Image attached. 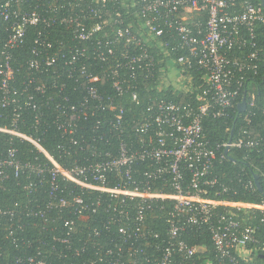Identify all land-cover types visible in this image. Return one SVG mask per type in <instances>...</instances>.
<instances>
[{
  "label": "built area",
  "instance_id": "2783aa9c",
  "mask_svg": "<svg viewBox=\"0 0 264 264\" xmlns=\"http://www.w3.org/2000/svg\"><path fill=\"white\" fill-rule=\"evenodd\" d=\"M28 1L38 5L14 7ZM28 1L0 4V244L14 251L0 246V264H194L205 250L185 240L193 228L209 232L218 264H264V242L247 247L257 242L249 222H264V189L259 203L219 198L228 188L213 171L230 148L259 141L245 130L231 141V129L212 146L203 131L207 114L254 104L259 0H119L113 13L104 7L118 0ZM56 26L71 37L48 36ZM29 27L38 29L21 73L14 53ZM164 35L176 44L152 43ZM154 48L182 54L161 67ZM140 75L155 78L144 105ZM175 90L193 100L152 94ZM254 174L239 180L249 191Z\"/></svg>",
  "mask_w": 264,
  "mask_h": 264
},
{
  "label": "trees",
  "instance_id": "16d2710c",
  "mask_svg": "<svg viewBox=\"0 0 264 264\" xmlns=\"http://www.w3.org/2000/svg\"><path fill=\"white\" fill-rule=\"evenodd\" d=\"M4 1L5 0H0V4H2V2ZM66 1L72 2L75 0ZM255 2H257V0H255ZM119 3V0L117 1V3H107L104 9L113 13L116 10H120L121 5ZM35 4L37 3H35L34 1H28L23 2L21 5L16 4L14 7H18L19 9H24L26 7L34 8ZM98 21L100 22V20ZM128 22L129 19H126L124 23L128 24ZM2 27L3 26L0 24V33ZM37 29V27H29L27 29L24 45L17 49L14 53L15 67L19 68L21 73L23 72V69L25 67V60L30 55V50L33 47ZM53 32L56 39L66 40L71 37V32H69L67 29L64 30L63 26L50 28L49 30H47L48 36L53 37ZM255 35L261 62L258 66L257 73L251 79H249L246 84V90H249L250 93H253L255 96L253 106H247L246 110L239 114L237 112V107L234 104L232 108L227 110V116L218 118H213L210 114H207L203 119V131L205 138L210 142L212 146L228 141L230 139L229 130L231 129V141H233L237 137L238 133H240L241 130H245L250 138L259 141L258 149L250 150L245 148H230L228 150L227 156L222 160L220 164H215V168L213 170L220 177L221 183H223L228 188V192L225 194H221L219 198L226 200L259 203L262 200L264 189L261 177L260 184L263 188L261 192L257 188H254L253 191H249L248 189H245L239 182V180L241 182H245L246 180L252 181L253 173H256L259 176L264 173V155L262 154V151H260V148L264 147V23L256 26ZM101 36L102 33L97 32L92 36L91 40L94 41ZM168 39L169 37L167 35H164L155 41L153 40L152 43L156 45L158 42H164ZM176 40L177 39L175 37L174 39H169L170 45H175ZM83 45H85V48L90 50L88 44L85 43ZM150 53L154 57L156 63H158L159 60L161 61V59L163 58L162 63H158L161 67H164L163 65L166 60L175 59L177 56L182 54V52L177 49L172 53L173 56L167 59L164 58L165 52L157 50V48L150 50ZM233 55H240V53L238 51H234ZM172 61H169V63H171ZM190 73L196 76V72L194 70H191ZM140 77L141 80L138 84V90L141 93V105H144L146 103L147 94L150 93L148 89L155 85V78L153 77L152 79H145L143 78V75H140ZM181 93L182 92L175 90L174 93L172 91H162L160 93L152 94H156V96H154L156 98L164 97L165 99L171 100L173 102L175 101L176 103H186V100H193V96H186L185 94ZM249 100L250 98L247 97V102ZM130 106L131 105H128V107ZM132 110V113H130L129 111V116H133L134 113L139 112L140 106H137ZM245 116H247L248 122L244 119ZM48 134L50 135V133H47V135ZM15 146L19 149L27 148V145H20L18 143H16ZM44 147L50 152H53L51 142H44ZM64 195H66V193ZM257 216L259 217L258 212ZM159 220L160 219L153 220V224L152 220H150L151 225L149 227L154 233H157L159 236L156 241H152L153 243H159L164 239L165 226ZM30 222L33 223L34 218H30ZM249 225L255 227L256 229L255 239L257 242L248 244L247 247L256 248L259 244L264 242V222L261 223L259 222L258 218H256L254 220H251V222H249ZM30 234L31 239L39 238L38 236L40 235V231L39 229L31 230ZM185 240L190 246H200L205 250L202 253H198L193 258L194 264H200L201 262L208 259L212 261V264H218V259L215 256V251L210 240V234L205 228H200L199 230L193 228L189 231L187 237H185ZM0 246L2 249H7L11 252H14L13 250H11L8 244L4 243L2 245L0 244ZM142 250L146 251V248H142ZM3 261L4 260L0 258V263H2ZM245 262H247V264H262L263 259H261L258 255L253 256L250 259L248 258L247 261L240 260V263L242 264H244Z\"/></svg>",
  "mask_w": 264,
  "mask_h": 264
},
{
  "label": "water",
  "instance_id": "95a60500",
  "mask_svg": "<svg viewBox=\"0 0 264 264\" xmlns=\"http://www.w3.org/2000/svg\"><path fill=\"white\" fill-rule=\"evenodd\" d=\"M260 2V5L262 6L263 10H264V0H259ZM263 82H264V79H263ZM245 98H243L240 102V104L238 105V111L241 112L244 110L245 108ZM232 134V131L230 132V135ZM253 180H254V184L256 186V188L261 192L262 191V188L260 186V183H259V180H258V175L257 174H254L253 175Z\"/></svg>",
  "mask_w": 264,
  "mask_h": 264
},
{
  "label": "rangeland",
  "instance_id": "374dc122",
  "mask_svg": "<svg viewBox=\"0 0 264 264\" xmlns=\"http://www.w3.org/2000/svg\"><path fill=\"white\" fill-rule=\"evenodd\" d=\"M173 64V62H171Z\"/></svg>",
  "mask_w": 264,
  "mask_h": 264
},
{
  "label": "flooded vegetation",
  "instance_id": "af4514ba",
  "mask_svg": "<svg viewBox=\"0 0 264 264\" xmlns=\"http://www.w3.org/2000/svg\"><path fill=\"white\" fill-rule=\"evenodd\" d=\"M264 83V82H263Z\"/></svg>",
  "mask_w": 264,
  "mask_h": 264
}]
</instances>
